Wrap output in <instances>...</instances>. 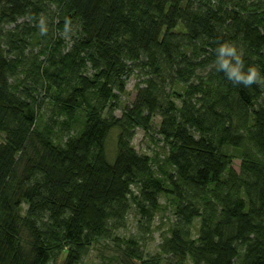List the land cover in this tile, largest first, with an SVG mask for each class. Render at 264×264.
<instances>
[{"label":"trees","instance_id":"trees-1","mask_svg":"<svg viewBox=\"0 0 264 264\" xmlns=\"http://www.w3.org/2000/svg\"><path fill=\"white\" fill-rule=\"evenodd\" d=\"M222 43L264 76V0H0V264H84L102 239L118 264H264V82L217 71ZM163 196L151 255L118 233Z\"/></svg>","mask_w":264,"mask_h":264},{"label":"rangeland","instance_id":"rangeland-1","mask_svg":"<svg viewBox=\"0 0 264 264\" xmlns=\"http://www.w3.org/2000/svg\"><path fill=\"white\" fill-rule=\"evenodd\" d=\"M71 30L66 33L67 40H70ZM144 76L140 73H135L128 79L125 93L121 97L119 109L116 110L117 115L123 114V108L132 105L137 98L139 92V85H143ZM48 101V100H47ZM46 101V104H47ZM49 108V105H45ZM49 114V110H47ZM46 113V114H47ZM47 114V116H48ZM160 117L155 118V127L158 128L160 125ZM116 136L117 133H112L109 137V143L107 144L110 152L112 154L116 147ZM157 136L152 138L147 135L142 128H137L136 135L133 139L134 147L141 153L148 154L152 156L155 160V165L164 160L167 156L168 146L159 139ZM234 168L238 171L240 170L241 160L235 158ZM171 169V168H170ZM162 208L154 216L150 222L141 218V215L137 211L136 207L133 205L128 217V226L119 231V236L131 237L137 236L141 239L144 244V249L147 254H157L160 249L159 245L163 240V236L169 233V228L171 225L170 216L171 212L168 206H165L168 201L163 196L161 198ZM122 246L118 241L112 239H102L101 241H96L92 246L89 254L84 260V264H118L122 254ZM64 256L60 259L58 264H61Z\"/></svg>","mask_w":264,"mask_h":264},{"label":"clouds","instance_id":"clouds-1","mask_svg":"<svg viewBox=\"0 0 264 264\" xmlns=\"http://www.w3.org/2000/svg\"><path fill=\"white\" fill-rule=\"evenodd\" d=\"M43 31V29H41ZM217 71L225 74L226 78L235 84L252 86L264 82L259 68L249 66L244 70L242 53L237 47L230 43H222L216 49V59L214 61Z\"/></svg>","mask_w":264,"mask_h":264}]
</instances>
